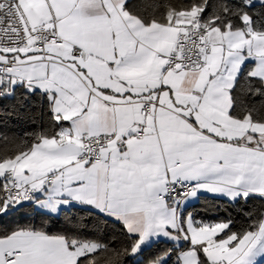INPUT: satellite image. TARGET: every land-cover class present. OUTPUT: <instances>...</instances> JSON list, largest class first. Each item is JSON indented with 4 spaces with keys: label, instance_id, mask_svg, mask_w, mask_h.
<instances>
[{
    "label": "snow or ice",
    "instance_id": "snow-or-ice-1",
    "mask_svg": "<svg viewBox=\"0 0 264 264\" xmlns=\"http://www.w3.org/2000/svg\"><path fill=\"white\" fill-rule=\"evenodd\" d=\"M44 5L34 24L25 17L23 33L0 43V97H11L18 88L39 91L56 125L75 111L80 119L74 123L81 128L107 122L117 105L142 92L157 101L161 93L171 97L172 85L159 82L164 74L181 82L190 77L196 102L186 105L187 120L165 116L173 159L163 178L140 164L149 147L139 143L133 149L124 138L81 137L78 146H65L57 143L59 135H41L25 152L8 157V165L0 159V216L26 201L53 212L75 201L111 215L131 239L129 246L110 249L50 233L46 226L10 227L0 221V264H123L124 257L142 254L153 236L177 231L174 218H163L175 186L188 184L233 199L241 195L228 187L235 174H264V21H254L247 11L256 0L238 6V29L228 18L232 9L227 4L221 25L218 16L205 15L208 3L201 0L196 36L191 29L174 31L179 17L169 19L170 0H44ZM212 31L231 35L220 39ZM164 43L166 62L157 60L155 51ZM248 60L255 63L240 84ZM175 90L183 91L182 83ZM235 121L252 127L239 133ZM144 131L135 128L130 135L138 138ZM231 223L222 222V231L212 237V243L226 242L230 253L217 258L199 236L214 225L180 227L177 239L189 243L173 264H257L264 257V219L242 233L230 231ZM169 255L157 254L146 264H168Z\"/></svg>",
    "mask_w": 264,
    "mask_h": 264
},
{
    "label": "trees",
    "instance_id": "trees-1",
    "mask_svg": "<svg viewBox=\"0 0 264 264\" xmlns=\"http://www.w3.org/2000/svg\"><path fill=\"white\" fill-rule=\"evenodd\" d=\"M242 0H207L206 16H218L220 24L226 21L224 18V6L232 9L229 19L233 26L240 28L241 24L234 14L239 10ZM171 9L169 19L176 13L195 12L196 19L199 16L201 0H170ZM254 21H264V5L256 1V6L247 9ZM207 18V17H206ZM259 27V25H256ZM252 62H246L240 72L239 82L243 84L247 78V72L251 69ZM63 124V122L61 123ZM60 125H56L47 109V102L37 91L28 94L26 90L18 88L11 96L0 97V159L6 160L17 152H25L41 135L55 136ZM264 211V199L249 195L247 199L239 198L234 201L219 198L212 195H200L198 199L185 207V212L190 213L194 222H204L213 225L218 222L232 223L230 231L238 233L251 229L259 224ZM0 221H7L10 227L16 226H46L50 233H62L88 241H97L108 244L110 249H119L121 245L129 246L131 239L123 232L122 225L115 220L105 217L100 212L80 206L62 208L57 214L44 212L37 209L32 202H23L14 208H10L5 216H0ZM188 247L181 244L178 250ZM168 241L158 240L146 247L142 254L135 257H124L123 264H136V261L147 260L160 253H168V264H173L177 251ZM258 264H264V258Z\"/></svg>",
    "mask_w": 264,
    "mask_h": 264
},
{
    "label": "crops",
    "instance_id": "crops-1",
    "mask_svg": "<svg viewBox=\"0 0 264 264\" xmlns=\"http://www.w3.org/2000/svg\"><path fill=\"white\" fill-rule=\"evenodd\" d=\"M16 4L20 11L23 23L25 21V17H27L28 22L34 24L36 18L45 12L44 0H16ZM195 16V12H180L174 14L172 17H179L176 22L174 31H176L177 33L186 31L189 23L196 19ZM172 17L170 18V20L172 19ZM210 34L220 39H227L231 35V33L227 31H212ZM253 38H255V35ZM166 48L167 44L164 43L155 50L157 60L163 59L166 62V55L168 54V52L165 51ZM246 62H252V66L255 63L254 60H248ZM162 66L163 65H161V67ZM189 80L190 77L181 82L172 74H164L161 76L159 82L172 85L174 91L171 94V97L168 94L161 93L160 99L159 101H157L154 94L149 95V93L142 92L140 95L132 96L131 99L121 102L119 105H117L113 112L110 114L107 122L93 123L85 128H81L78 124L74 123L79 121L80 117L76 114L75 111H69L68 113H65V115L68 116V120L63 121V124H61V128L59 129L58 133L53 137L59 135L57 143L59 144L63 142L65 146L69 144L78 146L81 142V137L86 138L98 134L105 135L107 137L106 141L110 139L115 141H118L121 138L127 139L133 149H135L139 143H143L147 145L150 150L148 152V155L143 157V159L140 161V164L146 169L157 171L159 173V176L163 178V176L169 171L173 159V155L170 150L169 138L165 128V116H167L169 120H187L186 113L190 110V107H186V105L190 106L196 102L195 93L191 90L193 88V85L189 82ZM100 82L103 83V79H101ZM181 83L183 91L177 92L175 89ZM145 99H150L157 102V106L151 107L150 111L146 115H144V111L142 108V101ZM173 101L175 103H173ZM84 111L87 112L88 109L84 108ZM193 114L195 115L197 113ZM140 122L143 123V129H145L143 135L139 136L138 138L130 135V133H132V131L137 128V124H139ZM234 126L239 133H246L249 128L252 127V125L250 124L245 126V122L241 121H235ZM257 130L259 131L260 129ZM181 145L185 148L188 146L186 142L183 141L181 142ZM110 147L115 150L114 144L110 145ZM35 159H39V157H35ZM9 163L10 162L6 159L5 166ZM175 163L179 164L180 160L176 159ZM228 187L230 188L231 193H240L241 195L234 196L233 199H229L228 195H216L211 191L193 188L188 194L181 198L169 200L167 199L168 211L163 218H174L177 225V231L171 236L164 234L155 235L146 243L144 247L158 240H165L175 247V252L182 251L178 250V247H180V245L183 243L188 245L189 242L184 241L182 238L177 239V237H179V228L186 227L188 223H195L191 214L185 212V207L195 202L200 195L205 194L227 199L229 201H234L236 199L242 198L244 193H248L249 195L264 194V174L237 173L232 177V181L228 185ZM33 204L37 209L52 214L58 213L62 208H68L71 206L86 207L98 211L96 208L90 206L89 204L77 203L75 201H72L67 205L60 204L59 208L55 212L50 211L45 207H38L35 203ZM100 213L103 214L102 212ZM103 215L112 220H115L111 215ZM262 219L260 220V222L262 221ZM221 224L222 222L215 223L213 224L214 227L212 228V230H208L207 228H205L202 229L199 233V236L201 238L207 239L209 241L208 252L209 255L213 258L227 256L230 254L228 248L225 246L226 242L212 243V237L217 232L222 231ZM169 232H171V229L169 230ZM262 258L264 257H261L257 264Z\"/></svg>",
    "mask_w": 264,
    "mask_h": 264
},
{
    "label": "built area",
    "instance_id": "built-area-1",
    "mask_svg": "<svg viewBox=\"0 0 264 264\" xmlns=\"http://www.w3.org/2000/svg\"><path fill=\"white\" fill-rule=\"evenodd\" d=\"M199 27L200 24L197 22V19H194L189 23L187 30L183 31V33H188L191 29V35L196 36L198 35ZM23 29L24 23L22 21L20 11L16 4V0H0V43L7 44L10 38L15 39L18 34H22ZM21 38L23 37L21 36ZM167 56L168 54L166 55V60ZM153 106H157L156 101L150 99L143 100L142 108L144 111V115H146ZM137 128H143V123L140 122L139 124H137ZM143 133L144 132H141L140 136H142ZM91 137L94 140L99 139L101 142H105L107 140V137L102 134H98ZM192 189L193 188L188 184L177 185L175 186V190L168 194L167 199L169 200L181 198L185 196L181 195V193L188 194Z\"/></svg>",
    "mask_w": 264,
    "mask_h": 264
},
{
    "label": "rangeland",
    "instance_id": "rangeland-1",
    "mask_svg": "<svg viewBox=\"0 0 264 264\" xmlns=\"http://www.w3.org/2000/svg\"><path fill=\"white\" fill-rule=\"evenodd\" d=\"M193 13H194V11H193ZM55 214H57V213H55Z\"/></svg>",
    "mask_w": 264,
    "mask_h": 264
}]
</instances>
